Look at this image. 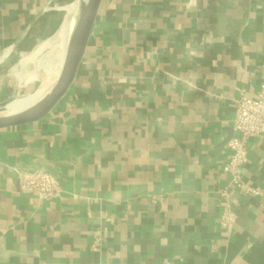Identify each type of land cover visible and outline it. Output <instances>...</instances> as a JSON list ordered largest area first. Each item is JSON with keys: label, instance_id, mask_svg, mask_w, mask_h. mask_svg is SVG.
Returning <instances> with one entry per match:
<instances>
[{"label": "crops", "instance_id": "crops-1", "mask_svg": "<svg viewBox=\"0 0 264 264\" xmlns=\"http://www.w3.org/2000/svg\"><path fill=\"white\" fill-rule=\"evenodd\" d=\"M74 1L0 0L2 98L21 89L8 93L18 77L9 60L51 39L60 26L49 34L44 18ZM208 10L222 7L101 0L58 105L0 131V264H264V195L242 193L222 171L231 97H255L264 81V0H227L230 48L208 33ZM37 169L56 178L58 197L20 191L16 171ZM240 175L264 187V134L249 141ZM225 208L230 229L219 223Z\"/></svg>", "mask_w": 264, "mask_h": 264}, {"label": "water", "instance_id": "water-1", "mask_svg": "<svg viewBox=\"0 0 264 264\" xmlns=\"http://www.w3.org/2000/svg\"><path fill=\"white\" fill-rule=\"evenodd\" d=\"M216 1L220 3L222 10L220 12L212 10L207 11L215 20V23L213 25L206 23V29L209 34L216 32L218 38L221 40L220 44L223 45V47L230 48L232 43L227 41V39H229V33L226 29V16L223 10L227 5V0ZM100 2L101 0H75L71 5H69V7L72 8V14L69 13L67 17L65 14L56 34L51 39L47 40L48 42L54 40L60 32L66 19L73 21L75 26L70 36L67 39L64 38L62 42L59 68L55 77L43 90L39 92L34 100L29 102L26 106H24V108L17 111L15 114H8L6 112V106L16 99L25 98L30 94L36 93L40 87V82L38 81L39 83L34 87L33 91L27 95L20 96L19 94H14L7 98H2V96H0V131L36 123L48 116L58 105L75 78L77 68L83 58L85 48L91 34ZM211 44V41L205 40L204 43L200 45L199 50L203 51L211 46ZM237 94L238 91L231 97L233 107ZM231 137L232 135L227 137L226 140L228 141ZM17 171H24L28 173H46L53 176L49 172L42 169L33 171Z\"/></svg>", "mask_w": 264, "mask_h": 264}, {"label": "built area", "instance_id": "built-area-1", "mask_svg": "<svg viewBox=\"0 0 264 264\" xmlns=\"http://www.w3.org/2000/svg\"><path fill=\"white\" fill-rule=\"evenodd\" d=\"M235 135L228 140L227 160L222 171L230 176V185L250 197L264 195V187L252 186L241 179V167L247 162L248 143L251 139L264 134V81L259 85L255 97L240 93L234 100V119L232 125ZM19 189L24 194H33L40 199H53L61 193L58 181L46 173H28L17 171ZM218 194L225 200L228 194L219 189ZM234 213L225 208L219 218L220 225L230 229L234 223Z\"/></svg>", "mask_w": 264, "mask_h": 264}, {"label": "bare ground", "instance_id": "bare-ground-1", "mask_svg": "<svg viewBox=\"0 0 264 264\" xmlns=\"http://www.w3.org/2000/svg\"><path fill=\"white\" fill-rule=\"evenodd\" d=\"M69 13L72 14V8L68 6L65 9L66 17L67 15H69ZM74 26L75 25L73 24V21L66 19L60 32L53 41L48 42L41 49H37L30 55L23 58L24 66L21 70H17L15 75L18 76V71L21 72L23 69L27 68L28 65H33L34 71L32 72V70L30 69V72L26 74V78L23 81L22 87H24L27 82H34L35 80H38L37 78H39L38 73L40 72V70L43 71L45 80L41 81L40 87L36 93L30 94L25 98L16 99L13 102L9 103L6 106V112L8 114H15L17 111L24 108V106L34 100L39 92L53 80L59 68L63 39H67L70 36Z\"/></svg>", "mask_w": 264, "mask_h": 264}, {"label": "rangeland", "instance_id": "rangeland-1", "mask_svg": "<svg viewBox=\"0 0 264 264\" xmlns=\"http://www.w3.org/2000/svg\"><path fill=\"white\" fill-rule=\"evenodd\" d=\"M64 6H67V5H64ZM53 8H55V12L52 11L50 12L51 14H49V16L45 17L44 18V23L43 24H47L45 26V28H48L49 30L47 31L49 34L52 33L56 26H60L63 19H64V16H65V12L63 10H61V8L63 7V5H53L52 6ZM48 36L47 33H45V35H41V36H38L36 38H34V40H31V43H30V46L29 48L32 49V53L37 50V49H41L44 45H46L48 43V41H44L46 39V37ZM49 40V39H48ZM31 53H28L26 55V53H21V52H18L14 57L13 59L9 62H12V64H15L17 63L18 65V70H21L22 67L24 66V59L26 56L30 55ZM29 66V67H28ZM27 68L23 69L21 72L18 71V77H16V79H12L10 81V87H8L9 91L8 93L10 94H13V91H15V88L16 86H20V90H19V95L20 96H23V95H27L29 93H31L34 89V87L42 80H45L44 78V73L42 70H40V72L38 73L39 74V78H37L38 80H35L34 82H27L24 87H22V83L23 81L25 80L26 78V74L28 72H30V69L32 70V72L34 71V66L33 65H28ZM29 68V69H28ZM39 81V82H38ZM21 82V83H20ZM31 87V88H30ZM33 88V89H32ZM11 97V96H10Z\"/></svg>", "mask_w": 264, "mask_h": 264}]
</instances>
